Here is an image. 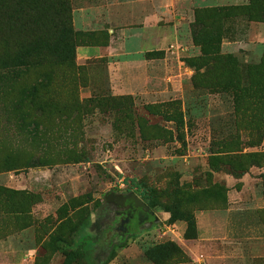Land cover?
I'll use <instances>...</instances> for the list:
<instances>
[{
  "label": "rangeland",
  "instance_id": "rangeland-1",
  "mask_svg": "<svg viewBox=\"0 0 264 264\" xmlns=\"http://www.w3.org/2000/svg\"><path fill=\"white\" fill-rule=\"evenodd\" d=\"M249 2L69 0L79 71L45 84L42 66L0 69V264H62L77 247L71 264H151L144 249L164 240L184 257L168 264H201L183 222L141 193L219 223L235 201L263 235L228 240L216 225L211 248L226 264H264V19L221 13ZM195 19L217 57L192 41ZM109 192L145 206L96 207Z\"/></svg>",
  "mask_w": 264,
  "mask_h": 264
},
{
  "label": "trees",
  "instance_id": "trees-1",
  "mask_svg": "<svg viewBox=\"0 0 264 264\" xmlns=\"http://www.w3.org/2000/svg\"><path fill=\"white\" fill-rule=\"evenodd\" d=\"M255 1L258 3L249 2L221 13L232 12L233 9L245 10L251 13V18L254 20H263L264 0ZM203 27L206 25L195 19L191 27V39L194 43L199 44L203 55L209 54L217 57L216 46L212 42L210 43L209 36L202 32L205 30ZM76 35L77 33L73 32L71 28L69 0H0V69H13L14 67L19 69L21 67L27 70L42 66L47 70L45 75H42L45 84L51 79L50 71L64 69V71L74 75L81 68L73 62ZM56 84L58 83L56 82ZM168 118L176 120H173L175 129L180 126V120L173 117ZM255 154L252 153L250 156L255 157ZM202 191L211 200H219L217 202H221L220 204L223 205V198H220L218 191L213 192L210 189ZM139 195L149 207L160 208L168 213L166 223L182 221L184 223L183 239L196 238L197 231L193 210L182 208L175 201L167 204L161 203L151 194L141 193ZM201 204L199 203L197 207L206 206ZM95 205L96 207H108L107 209L117 208L113 202L97 201ZM109 212L108 210L107 214ZM257 213L264 225V208L258 209ZM97 234L85 236L83 240L95 241L98 237L104 236L106 232H101L102 236ZM122 245L123 243L118 246ZM112 251L113 249L108 254L107 259L111 257ZM80 255V247L68 251L64 254L62 264H71ZM143 255L151 264H168L173 258H184L181 248L172 240H164L148 246L144 249Z\"/></svg>",
  "mask_w": 264,
  "mask_h": 264
},
{
  "label": "crops",
  "instance_id": "crops-1",
  "mask_svg": "<svg viewBox=\"0 0 264 264\" xmlns=\"http://www.w3.org/2000/svg\"><path fill=\"white\" fill-rule=\"evenodd\" d=\"M235 201H231V204L227 207L226 211L223 212L221 223L217 222L215 216L216 213L213 211H200L195 214V222L197 224L198 220L200 225H197V238L195 239H184L185 241L198 242L201 249L205 251L203 255V262L201 264H226V257L224 254H219V248L217 244L213 247L212 240L218 237V233L215 231L216 225H218L223 235L228 240H233L236 238L253 239L256 236H262L263 233L259 229L258 232L254 230L253 227L258 226L257 218L254 213L251 215H246L245 209L238 205H234ZM237 210H239L237 212ZM250 214V213H249ZM184 223H181L182 232L184 229ZM234 241V240H233ZM222 242V241H219ZM227 243V242H224ZM194 252H190L191 257ZM193 258V257H192ZM194 263V262H193Z\"/></svg>",
  "mask_w": 264,
  "mask_h": 264
},
{
  "label": "water",
  "instance_id": "water-1",
  "mask_svg": "<svg viewBox=\"0 0 264 264\" xmlns=\"http://www.w3.org/2000/svg\"><path fill=\"white\" fill-rule=\"evenodd\" d=\"M127 198L132 199L135 206H145V203L133 192H129L125 195H118V194L109 192L105 195L104 201L105 202L115 201L116 204L121 205L123 201Z\"/></svg>",
  "mask_w": 264,
  "mask_h": 264
},
{
  "label": "flooded vegetation",
  "instance_id": "flooded-vegetation-1",
  "mask_svg": "<svg viewBox=\"0 0 264 264\" xmlns=\"http://www.w3.org/2000/svg\"><path fill=\"white\" fill-rule=\"evenodd\" d=\"M109 202H113L115 205H118V204H116V202L115 201H109ZM123 204H121V205H118V206H122ZM133 205H134V203H133Z\"/></svg>",
  "mask_w": 264,
  "mask_h": 264
}]
</instances>
